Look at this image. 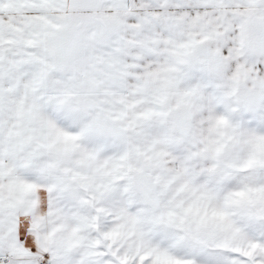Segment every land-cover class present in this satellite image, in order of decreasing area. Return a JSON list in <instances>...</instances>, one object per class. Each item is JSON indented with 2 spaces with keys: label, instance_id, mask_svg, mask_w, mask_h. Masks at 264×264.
<instances>
[{
  "label": "snow or ice",
  "instance_id": "snow-or-ice-1",
  "mask_svg": "<svg viewBox=\"0 0 264 264\" xmlns=\"http://www.w3.org/2000/svg\"><path fill=\"white\" fill-rule=\"evenodd\" d=\"M0 264H264V0H0Z\"/></svg>",
  "mask_w": 264,
  "mask_h": 264
}]
</instances>
